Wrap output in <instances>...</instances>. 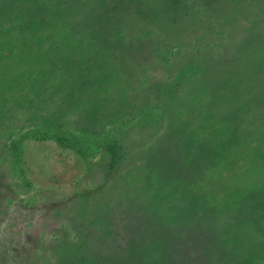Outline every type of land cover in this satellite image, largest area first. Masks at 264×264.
<instances>
[{
    "label": "rangeland",
    "instance_id": "374dc122",
    "mask_svg": "<svg viewBox=\"0 0 264 264\" xmlns=\"http://www.w3.org/2000/svg\"><path fill=\"white\" fill-rule=\"evenodd\" d=\"M55 1L0 0V264H264V0Z\"/></svg>",
    "mask_w": 264,
    "mask_h": 264
},
{
    "label": "trees",
    "instance_id": "16d2710c",
    "mask_svg": "<svg viewBox=\"0 0 264 264\" xmlns=\"http://www.w3.org/2000/svg\"><path fill=\"white\" fill-rule=\"evenodd\" d=\"M90 1H91V0H90ZM55 3H56L57 6H58V5H59L60 3H62V2H60V1L58 2V0H56ZM63 8H64V11H63V12L61 11L62 13L67 12V11L69 12L70 10H73L72 5L70 6V5L67 4V3L64 5ZM62 13H61V14H62ZM53 14H54V13H53ZM55 15H57V14H55Z\"/></svg>",
    "mask_w": 264,
    "mask_h": 264
}]
</instances>
